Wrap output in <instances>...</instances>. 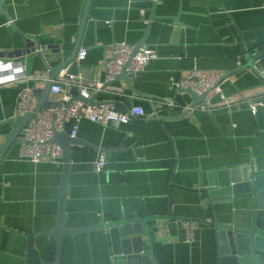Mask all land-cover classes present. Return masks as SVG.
I'll return each instance as SVG.
<instances>
[{"label":"crops","instance_id":"0c3cea01","mask_svg":"<svg viewBox=\"0 0 264 264\" xmlns=\"http://www.w3.org/2000/svg\"><path fill=\"white\" fill-rule=\"evenodd\" d=\"M0 1V55L15 70L14 79L0 86L1 145L16 127L11 121L18 117L21 90L34 87L40 94L78 39L80 49L88 50L73 75L81 82H106L116 43L149 46L157 54L140 74L106 82L93 96L119 110L142 106L146 117L118 127L79 123L66 226L95 227L63 236L59 264H126L118 259L122 225L138 219L157 222L146 225L153 226L145 235L151 263L221 264L214 222L243 225L258 202L252 193L214 201L210 182L221 171L231 177L233 171L240 177L264 173V104L256 112L249 107L264 100V0H90L84 25L89 0ZM29 47L36 51L27 73L20 62L26 56L18 54ZM193 70L228 75L221 86L229 101L217 94L186 115L163 109L154 117V101L193 104L189 94L179 103L176 91ZM66 71L55 81L73 98L76 86ZM74 127L68 121L65 129L71 134ZM102 153L108 164L97 172ZM63 169V160L22 157L20 142L1 161L0 264H55L58 242L48 232L58 222ZM188 220L196 223L192 240Z\"/></svg>","mask_w":264,"mask_h":264},{"label":"built area","instance_id":"2783aa9c","mask_svg":"<svg viewBox=\"0 0 264 264\" xmlns=\"http://www.w3.org/2000/svg\"><path fill=\"white\" fill-rule=\"evenodd\" d=\"M39 50V49H38ZM88 50L82 48L76 56L77 64L83 61L87 56ZM157 56L156 51L149 46H134L126 42L116 43L113 47V55L107 59V76L106 82L114 81L125 68L127 73L131 76L140 74L146 66ZM6 66L10 67L7 68ZM14 62H5L0 55V86L11 79H14L13 69ZM7 68V69H6ZM5 70V71H3ZM65 75L70 76L72 80L68 81L73 86L78 88L79 94L83 99L75 100L68 107L65 103L71 100L69 94L66 93L60 81H54L51 88L50 99L59 102L63 105L48 107L41 110L30 124L23 129L21 135V155L33 162H39L44 158H49L56 161L63 160V148L58 143L54 142V132L62 131L66 128L68 121H73L75 127L72 136H76L79 123L83 119H89L93 122L101 123L106 126H116L127 123L133 118L146 117L147 113L142 106H131L125 110H119L112 102L100 101L91 103L95 93L104 89L106 82H81L73 75L68 73V68ZM259 74L264 77V71L259 70ZM42 76L37 74L35 77ZM226 77V74L220 72H213L206 74L200 70H193V72L180 79L176 83V91L180 93L182 90L191 89L197 94L207 93L205 102L217 94H220L223 99L229 101V97L224 94L221 82ZM74 79V80H73ZM39 94L34 87H25L19 94L18 101V116H24L34 109L35 95ZM154 117L158 116L159 110L166 109L174 114H182L187 110H191L189 105L181 107L175 99H161L154 101ZM264 104V100L259 102H250L249 107L253 112L257 111L259 105ZM1 146V138H0ZM108 164V158L105 153L99 155L95 161V170L102 172ZM187 221L189 230V239L192 240V231L196 226L195 222Z\"/></svg>","mask_w":264,"mask_h":264},{"label":"water","instance_id":"95a60500","mask_svg":"<svg viewBox=\"0 0 264 264\" xmlns=\"http://www.w3.org/2000/svg\"><path fill=\"white\" fill-rule=\"evenodd\" d=\"M1 4V1H0ZM90 0L87 3L85 14L83 16V25L87 19V12L89 8ZM2 10V6L0 5ZM142 46L138 45L137 47ZM74 52L68 56L64 63L61 64L51 75L47 85L40 94H36V104L32 112L24 115L18 116L16 119L11 122L16 123V127L13 133L9 138L1 145L0 147V163L3 161L9 149L17 142L21 141V135L24 128H26L33 118L41 110L53 107L57 105H63L59 102L52 101L50 99V93L54 81L57 79L58 74L61 70L68 68V73L70 75H77L79 66L76 62V56L80 49L79 39L76 41ZM36 50L30 49L21 50L18 54V57L26 56L25 60L20 62L26 64V72H29L31 65L34 59V56L31 55ZM255 59V58H254ZM255 60H251L250 65L254 66ZM124 77L126 80H129L130 75L127 73V68L123 70L121 75L117 78ZM228 77V75L226 76ZM73 98L67 103L65 107H68L75 100L83 99L78 91L77 87H74ZM184 94H189L193 99V104L190 106L191 110L195 109L196 105L204 102L207 93L202 95L197 94L191 89L182 90L177 95V101L179 103H184ZM149 96V95H148ZM91 103H94V99L90 100ZM206 106L208 104L204 102ZM190 111H186L188 114ZM54 142L58 143L63 148V181H62V192L60 200V211L58 222L53 230L48 232L50 235H53L57 242L58 248L53 254L55 264H59L60 256V243L63 236L68 234H76L86 232L89 233L94 229L95 226L79 227V228H68L66 226L67 221V200H68V187H69V175L71 173V151L72 145L79 142V140L72 136L66 129L62 131L54 132L52 139ZM231 172L221 171L214 174L212 181L210 182L209 195L214 201L228 199L234 194L239 193H252L257 199V208L254 211L251 219L243 225H232V224H223L219 221L214 222L215 228L218 230L219 240L221 243L222 250V261L221 264L227 259H233L235 264H264V173H254L252 176L251 173L245 177H240L236 171L232 173L235 176H229ZM230 177V178H229ZM222 195V196H220ZM136 222V223H135ZM151 224H157L156 220H147V219H138L133 222L123 223V239L121 242L123 254L118 259L122 260L126 264H149L151 263V255L145 254V246L147 245L146 237L150 236L153 230L147 228ZM147 225V226H146ZM155 229V228H154ZM151 238V237H150ZM151 242H153L151 240ZM240 255V256H238ZM240 261H239V259ZM153 264V263H151ZM156 264H158L156 262Z\"/></svg>","mask_w":264,"mask_h":264}]
</instances>
